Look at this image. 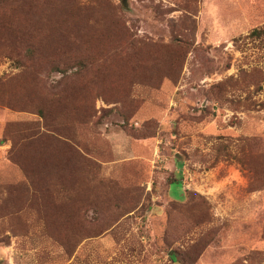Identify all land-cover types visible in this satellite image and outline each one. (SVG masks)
Listing matches in <instances>:
<instances>
[{
  "label": "rangeland",
  "instance_id": "rangeland-1",
  "mask_svg": "<svg viewBox=\"0 0 264 264\" xmlns=\"http://www.w3.org/2000/svg\"><path fill=\"white\" fill-rule=\"evenodd\" d=\"M23 3L0 264H264V0Z\"/></svg>",
  "mask_w": 264,
  "mask_h": 264
},
{
  "label": "trees",
  "instance_id": "trees-1",
  "mask_svg": "<svg viewBox=\"0 0 264 264\" xmlns=\"http://www.w3.org/2000/svg\"><path fill=\"white\" fill-rule=\"evenodd\" d=\"M23 2L24 0H0V10L5 9V10H9V12H14L17 10L18 6L20 8L25 5ZM1 33H6L9 36L8 38H3L0 35V44L4 46L8 54L16 55L17 53H19L20 45L24 44L25 48L28 50V53H30L29 56L32 55V51L30 50L32 47H30L29 44H26V43H30L31 39L30 38L26 39L21 29H19L18 27L12 26V24L6 25V24L0 23V34ZM18 40H19V43H18ZM4 128H5V124L4 125L2 124L0 126V129H1L0 130V144L5 143L7 141H11V139L8 137L1 138L2 135L5 134ZM40 136H41L40 142L43 143L45 140L54 138L56 134L54 131H52V129H49L48 127V131H46L45 133H41ZM36 137L37 135L34 136L35 139ZM12 141H11V147L8 152L12 157H14V148H13ZM34 141L35 140H33V144H34ZM46 144H49V143L45 142V145Z\"/></svg>",
  "mask_w": 264,
  "mask_h": 264
},
{
  "label": "crops",
  "instance_id": "crops-1",
  "mask_svg": "<svg viewBox=\"0 0 264 264\" xmlns=\"http://www.w3.org/2000/svg\"><path fill=\"white\" fill-rule=\"evenodd\" d=\"M2 122H4V120H1L0 121V126L3 124ZM115 137V135H113V138ZM9 143L8 142H5V143H3V144H1L0 146H4V147H7V148H9L7 145H8ZM180 174V173H179Z\"/></svg>",
  "mask_w": 264,
  "mask_h": 264
}]
</instances>
